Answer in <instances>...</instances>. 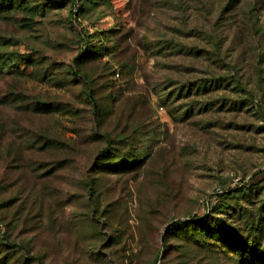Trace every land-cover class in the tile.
Here are the masks:
<instances>
[{
  "label": "rangeland",
  "instance_id": "obj_1",
  "mask_svg": "<svg viewBox=\"0 0 264 264\" xmlns=\"http://www.w3.org/2000/svg\"><path fill=\"white\" fill-rule=\"evenodd\" d=\"M0 264H264V0H0Z\"/></svg>",
  "mask_w": 264,
  "mask_h": 264
},
{
  "label": "trees",
  "instance_id": "obj_2",
  "mask_svg": "<svg viewBox=\"0 0 264 264\" xmlns=\"http://www.w3.org/2000/svg\"><path fill=\"white\" fill-rule=\"evenodd\" d=\"M11 1V0H10ZM46 109V108H45ZM43 109V111H46ZM222 200V207H229L231 202H233L237 196L236 195H227L223 194L219 196ZM221 211L220 209L216 210L214 213H219ZM222 220L219 218H215V216H211L209 214L207 217L201 219L197 224H189V223H175L173 224L169 229H168V234L174 231L181 230L184 232V235L187 236L188 233L191 234L190 240H194V242L198 243L199 245L202 246H207L208 242H218V241H223L225 243L233 242L234 240L230 238V236L227 234V230L224 232H221V226H222ZM206 231V233L204 232ZM201 233V234H200ZM195 234L201 235L203 239H200L199 237H195ZM205 238V239H204ZM241 261L243 263L249 262V260L245 259L244 257H241Z\"/></svg>",
  "mask_w": 264,
  "mask_h": 264
}]
</instances>
